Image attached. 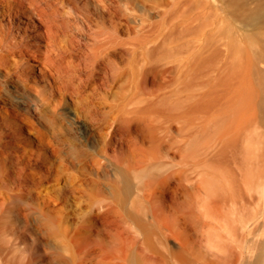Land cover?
<instances>
[{"label":"bare ground","instance_id":"6f19581e","mask_svg":"<svg viewBox=\"0 0 264 264\" xmlns=\"http://www.w3.org/2000/svg\"><path fill=\"white\" fill-rule=\"evenodd\" d=\"M97 1L109 25H100L83 43L64 16L67 0H0V264H113L116 252L127 258L137 240L117 230L127 221L117 216L116 205L140 232L149 233L148 223L125 209L138 197H131L130 172L171 149L179 157L172 171L178 187L192 181L197 149L212 146L207 162L228 169L224 201L232 200L236 212L245 201L244 172L236 170H243L244 158L229 166L228 152L238 142L228 134L238 130L227 127L214 141L210 132L221 119L212 110L230 86L227 75L238 73L236 63L245 60L246 75L258 82L244 86L254 92L260 114L249 115L245 108L231 114L244 125L256 121L264 127V70L257 67L264 60V0H160L153 8L164 7L161 19L154 24L142 19V33L129 41L117 35L113 17L119 12L120 24L127 23L130 1ZM72 7L81 12L74 0ZM230 21L247 30L228 37ZM64 109L84 118L91 146L73 139L77 121ZM172 121L176 133L167 125ZM68 134L72 139L65 149L60 144ZM261 136L264 145V130ZM198 137L207 140L197 145ZM171 175L157 176L159 194ZM150 184L140 187L155 196ZM117 186L122 195L116 196ZM183 191L184 199L172 196L168 208L153 205L165 245L170 238L179 243L177 249L167 245L162 264H187L186 247L194 241L190 230L207 224L194 205L214 189L205 190L196 177ZM69 195L93 212L92 221L75 226L73 252L64 242L69 229L62 200ZM222 200V194L211 199L216 211ZM93 230L107 238L93 236ZM146 245L152 244L146 240ZM218 263L214 258L212 264Z\"/></svg>","mask_w":264,"mask_h":264},{"label":"rangeland","instance_id":"374dc122","mask_svg":"<svg viewBox=\"0 0 264 264\" xmlns=\"http://www.w3.org/2000/svg\"><path fill=\"white\" fill-rule=\"evenodd\" d=\"M78 3L80 13L74 12L72 7L73 0H67L64 5V16L67 20L71 22V30L80 39L81 42L85 43L91 40V35L96 28H99L103 23L106 26L109 25V16L106 14V9L102 2L97 0H74ZM110 1V0H106ZM113 3L118 0H112ZM130 7L129 17L126 20L127 23L120 22L123 19L120 13L117 12L114 15V23L120 27L119 35L120 38L124 40H131L136 35L142 33L140 30L141 24L143 25V20L154 24V22L161 19L164 7L161 6L158 9H154L153 5L160 0H129ZM120 2V1H119ZM163 7V8H162ZM86 14V15H85ZM7 21V20H6ZM69 22V23H70ZM5 23V21H4ZM228 37H237L247 29L243 28L241 24L237 21H230L228 25ZM264 29V25H261ZM250 28H248V31ZM236 33V34H235ZM238 37V38H239ZM264 50V47L260 48ZM257 67L264 70V60L257 62ZM238 73L234 74L232 77L227 75V81L230 86L226 87L225 95L219 98L213 104V115L220 118V122L213 126L211 130V135L214 141L218 140L220 135L226 128L236 129L237 132L232 131L228 134V137H237L238 145L233 150L228 152L231 167L236 166V161H242L244 158L243 170L236 167L238 173L244 172V179L241 180V188L245 197L243 205L240 207V212H236L234 208V202L227 199L224 201V181L223 174L228 171L227 168L218 166L217 164H212L207 162V157L212 156L215 152V147L211 149L210 153H207L209 148L197 149L195 153V158L199 161L198 167L195 172L190 173L194 179L200 181L201 186L206 190L207 187L214 189L212 191V196L201 197L197 202L196 210L198 219L207 222L203 229L198 227L195 231L190 230V241L194 239L192 246L186 247V254L188 256L187 264H212L214 258L219 262L218 264H262L263 262V251H264V145L262 143V131L264 127L259 122H252L250 124L244 125L239 122V120L234 121L233 113H236L239 109H244L249 115H259V104L255 99L254 92H248L244 86L248 82L256 85L258 82L257 77H248L245 73L246 61L242 60L236 63ZM149 87L152 84L149 83ZM103 92L104 90L101 89ZM241 99L245 100V103L241 104ZM223 102V103H222ZM223 110V108H225ZM217 108V109H216ZM64 112L69 114L76 119V131L73 139L78 143L81 140V146H91L92 138L90 137V130L86 125L84 118H76L72 111ZM232 113V114H231ZM231 115V116H230ZM222 118H221V117ZM226 116V117H225ZM230 117V118H229ZM232 118V119H231ZM167 125L171 127L172 133H176L177 124L175 122H167ZM208 137V136H205ZM198 137L197 145L205 143L207 138ZM65 138L60 144V147L67 149L69 147L68 139H72L70 134L63 136ZM136 138L139 142L147 144L143 139L142 135L136 134ZM207 149V150H206ZM236 151V152H235ZM167 154H163L160 159L148 162L145 166H142L143 170L139 168L131 170L130 177L133 185V192L131 197L138 196L134 201H130L129 205L125 206V209L130 208L137 217L146 221L150 226L149 233H142L137 229L133 218L130 220L124 214V208L122 205L117 204V216L126 219V225L120 226L117 229L122 234H130V237H134L137 240V244L134 247H130V252H128V257L124 258L118 252H116L113 264H155V260L158 264H162V260L166 254H168V246L172 249H177L179 247L178 241L170 238L167 240V245L159 229L158 222L152 217L153 205L157 204V209L168 208V204L172 196H176L180 200L184 199L183 187L186 186L190 189L192 181L182 180V186L178 187V176L176 173L172 172L178 167L176 161H179L177 152L171 149ZM197 154V155H196ZM232 158V159H231ZM137 170V171H136ZM139 170V171H138ZM242 172V173H243ZM171 173V181L164 190L163 194H159L157 190L163 189L162 185L158 182L157 176L168 175ZM263 173V174H262ZM210 180V182H209ZM151 183L150 188L156 187L155 196L143 193L141 186L142 183ZM215 184H214V183ZM164 187V186H163ZM169 188H175L170 190ZM116 196L122 195V189L117 186ZM140 193V195L137 194ZM205 192V191H204ZM222 194L223 200L219 204L218 210L216 211L212 204L211 199L215 196ZM130 197V198H131ZM85 198V195L84 197ZM146 198V199H144ZM194 197L189 196L188 202H193ZM81 198L68 196L62 204L65 209V223L68 226L67 235H64V242L68 245L71 252L74 251L73 236L75 235V226L83 220H91L93 217V212H91V207L87 202H82ZM139 200V203H138ZM240 205V204H239ZM228 225V226H226ZM231 225V226H230ZM101 224H98L100 227ZM232 229V231L230 230ZM230 230L231 232H229ZM93 236L99 238H107V234L104 232L98 233L97 230L92 231ZM70 237V238H69ZM66 238V239H65ZM69 238V239H68ZM146 240L151 242V246L146 245ZM54 246V245H53ZM88 257V256H87ZM89 258V257H88ZM86 259V263H89V259ZM134 260H133V259ZM77 259V258H76ZM211 262V263H210ZM171 264H176L175 261H171Z\"/></svg>","mask_w":264,"mask_h":264},{"label":"crops","instance_id":"0c3cea01","mask_svg":"<svg viewBox=\"0 0 264 264\" xmlns=\"http://www.w3.org/2000/svg\"><path fill=\"white\" fill-rule=\"evenodd\" d=\"M263 174V173H262Z\"/></svg>","mask_w":264,"mask_h":264}]
</instances>
